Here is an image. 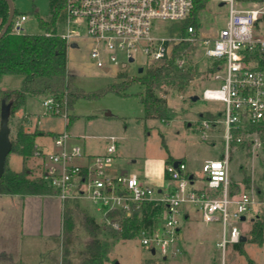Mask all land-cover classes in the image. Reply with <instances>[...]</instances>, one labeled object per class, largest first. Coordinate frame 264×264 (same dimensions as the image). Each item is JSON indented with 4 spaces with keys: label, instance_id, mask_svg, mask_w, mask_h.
Returning <instances> with one entry per match:
<instances>
[{
    "label": "built area",
    "instance_id": "built-area-1",
    "mask_svg": "<svg viewBox=\"0 0 264 264\" xmlns=\"http://www.w3.org/2000/svg\"><path fill=\"white\" fill-rule=\"evenodd\" d=\"M200 0H66V18L62 38L70 45L78 37L76 29L85 27L90 38L96 42L91 57L97 65L110 70L103 60L107 56L110 63L118 65L120 55L127 61L135 60L134 54L141 52L151 62H172L185 67L192 62L189 56L172 58L173 48L184 41L202 46L204 55L210 61H223L214 72L215 79L222 80L220 88L203 91L206 100H221L225 103L222 123L225 128L226 153L222 158L206 160L202 172L207 180V189H195V176L187 170L184 161L167 163L165 173L168 185L163 194L147 184L134 172L112 175L117 141L110 139L105 154L96 155L84 168L76 160L84 155L79 145H69L68 132L54 138L56 151L45 153L36 151V156L44 159L43 179L55 190L62 202L68 199L86 198L100 208L121 209L130 215L133 205L143 201L163 203L165 210L154 224L141 231V245L152 254L163 258L183 254L181 229L183 207L194 205L201 211L205 222L221 221V239L217 242L223 251L228 244L241 240L244 233L233 225L228 231V223L242 220L247 213H253L264 203L254 193L232 192L229 178L228 150L232 142H243L237 136L246 132L252 146H261L257 137L262 131H250V125L264 121V69L245 62L244 50L257 45L264 47V5L257 3L244 5L237 0H213L228 6V19L214 36L204 35L201 27L188 26L185 34L160 37L153 33L155 22H180L185 20ZM27 17L21 15L14 22L20 31V23ZM173 59V60H172ZM46 114L65 116L70 113L66 100L59 101L53 96L43 97ZM215 120L203 119L202 135L208 138ZM159 195V196H155ZM154 252V253H153Z\"/></svg>",
    "mask_w": 264,
    "mask_h": 264
},
{
    "label": "rangeland",
    "instance_id": "rangeland-1",
    "mask_svg": "<svg viewBox=\"0 0 264 264\" xmlns=\"http://www.w3.org/2000/svg\"><path fill=\"white\" fill-rule=\"evenodd\" d=\"M13 2L18 12L27 17L20 23V32L41 33L37 13L41 17L48 18L51 13V0H13ZM249 4L254 3L244 5ZM197 17L201 22L203 34L214 36L226 25L228 6L208 0L203 3ZM170 25V22L157 21L153 33L160 37H169ZM62 27L64 28L65 25L63 24ZM76 34L79 36L73 38L68 45L67 66L68 72L73 76V84L85 92L93 93L117 82L119 70L126 71L132 77H138L148 65L147 56L141 52L135 53V60L131 62L121 54L118 65L110 63L107 56H103L105 64L110 67V70L106 71L97 65L96 59L91 57L96 42L88 36L85 27L77 28ZM73 42H76L77 46L73 47ZM189 59L193 65L198 66L199 74L183 92L169 90L167 98L173 113L168 121L144 118V109L138 96V93L144 89L140 83H135L128 89L127 92L130 93L128 96L108 92L99 98H80L70 111L76 118L69 129L66 127L65 116L45 113L42 96L28 97L26 106L21 111L30 113L33 121L35 118H40L39 127L42 129L68 132L75 137L74 143L84 148L87 154H105L110 139L114 138L118 145L113 161L117 172L123 169L136 171L143 176L149 172L151 175H157L159 161L171 157L175 161H184L187 170L194 174V184H191L193 188L207 189V180L202 172L204 162L222 158L226 153L225 128L222 123L225 103L221 100L204 99L203 91L207 88H220L222 80L215 79L214 73L208 71L211 61L204 55L202 46L191 51ZM141 67H143L142 73L139 72ZM22 81L23 77L20 75H5L0 81V88L17 89L21 87ZM194 96L199 98L193 100ZM207 113L214 116L215 125L207 131L208 138L204 139L202 121L208 119ZM21 121L22 115L18 112L9 119L11 140L16 138ZM260 131L262 133L257 137L262 144L258 148L252 146L246 132H239L237 135L243 138V142L231 143L228 150L229 178L234 194L253 192L255 197L264 203V130ZM37 143L39 144V141ZM36 162V158H31L27 162L34 174L40 172L39 167L33 169ZM8 164L15 171H20L23 168V158L17 153H10ZM154 188L158 190L157 187ZM185 207L190 209L191 217L182 220L180 238L185 249L183 254L164 259L143 247L139 237L118 240L106 232L100 234V238L109 240L111 244L109 259L105 264H264V244L244 241L242 251L236 250L234 244H228L223 251L217 246L222 233L221 221L205 222L197 206L186 204ZM261 209L262 207L259 206L253 213H247L245 221L229 222L228 231L231 226L236 225L246 239L250 240V230L254 222L252 219ZM101 210L96 216L93 209L86 206V211L95 215L103 225L115 223V220L109 219L111 217H106L109 209ZM82 216H77L78 223L82 222ZM89 240L81 224L66 237L67 249L73 263L79 264L85 258V243ZM54 241L53 239L52 242ZM42 244L40 249H49L51 246V251H48L45 258L42 257V261L46 262L45 264H61L62 261L59 260L62 258V248L65 250L61 238L56 240L55 245L42 246Z\"/></svg>",
    "mask_w": 264,
    "mask_h": 264
},
{
    "label": "trees",
    "instance_id": "trees-1",
    "mask_svg": "<svg viewBox=\"0 0 264 264\" xmlns=\"http://www.w3.org/2000/svg\"><path fill=\"white\" fill-rule=\"evenodd\" d=\"M208 0H200L196 3L193 12L183 21L170 22V35L183 36L188 26L201 27L197 14L203 3ZM239 3L264 4V0H237ZM66 0H51V13L48 18L41 17L37 13L38 24L41 33H25L15 29L14 22L21 15L15 8L13 23L7 33L0 40V81L5 75H20L23 77L21 87L17 89L0 88V123L6 115L9 119L26 106L30 96H53L56 100H66L69 111L80 98H99L108 92H114L121 96H128V89L135 83L143 86V91L138 93L144 109L145 119H158L168 121L172 117L173 109L169 106L167 94L169 90L180 93L199 74L198 66L190 63L185 67H179L170 62H151L147 65L143 74L138 77L130 76L126 71L117 72L118 81L111 85L98 89L93 93L85 92L73 84V76L68 72V44L62 38L66 18ZM9 16V4L6 0H0V31ZM195 50V45L184 41L173 48L172 58L189 56ZM245 62H252L258 68L264 69V47L257 45L252 50H244ZM172 59V60H173ZM223 61H211L208 71L214 73ZM208 119L214 120L211 113H207ZM76 116L69 113L67 129L70 128ZM28 118H22L18 127L16 138L12 141L11 153H17L23 158V168L20 171L12 170L8 164L0 178V194L11 195H52L55 190L43 179V174H34L27 162L36 156V142L43 135H57L50 132L35 129L29 131L25 128ZM250 131L264 130V121L258 125H250ZM171 157L167 163L174 162ZM79 203L77 199H68L64 204V246L61 264H75L67 249L66 237L75 229L78 216ZM165 210L163 203L155 201H143L133 205L130 215L121 209H109L106 217L115 220V223L103 225L91 213L84 211L82 223L89 236L85 243V258L79 264H105L109 259L111 244L109 240L100 238V234L108 232L114 239H132L139 237L142 230L152 226L156 220L162 217ZM118 217V218H115ZM117 225V227L115 226ZM252 241L259 245L264 244V206L254 219L250 230ZM245 241V242H246ZM244 241L234 244L238 251H242ZM0 264H22L16 261L7 252H0Z\"/></svg>",
    "mask_w": 264,
    "mask_h": 264
},
{
    "label": "crops",
    "instance_id": "crops-1",
    "mask_svg": "<svg viewBox=\"0 0 264 264\" xmlns=\"http://www.w3.org/2000/svg\"><path fill=\"white\" fill-rule=\"evenodd\" d=\"M72 46H77V43L73 42ZM105 70L107 71L108 69ZM18 113L22 115V118H28L26 129L29 131H34L37 128L44 131L46 134L53 132L59 135L62 133L60 131L45 130L40 128V118H35L33 121L32 115L26 111L22 112L20 109ZM57 135H43L38 137L37 141H39V144L36 142L37 149L45 153L56 151L57 148L54 144V138ZM74 142L75 137L69 134V145H78ZM83 151L84 155L81 158H78L75 162L84 168H86L91 163L94 156L100 155L87 154L84 148ZM33 158L37 159V162L33 165V169L39 167L40 172L37 174H42L44 170V159L38 156ZM165 160L166 159H162L159 161L160 167L157 175H151L149 172L146 173V176H143L136 171H127L123 169L118 170L117 172V170L114 168V165L108 169V172L112 175L134 172L138 174L140 178L147 184L157 187L159 194H163L166 190V186L168 185V179L165 173ZM115 172L117 173L113 174ZM77 200L79 203L78 216L83 215L84 211H86V206L92 208L96 216L99 215L97 212L102 211V208L95 205L89 199L78 198ZM64 204L65 202H62L59 197L54 194L26 196L17 194H0V252H7L8 254L12 255L16 261L21 262L22 264H27L26 262H31L28 264H45L46 262L42 261V257L45 258L48 251H51V246L49 249H40L42 242V246H47L46 244L55 245L56 240L61 238L64 246ZM190 217V209L184 206L183 219L188 220ZM80 224L83 225L82 222L78 223L76 220L75 228L78 226L80 227ZM53 239L55 240L54 243L52 242ZM181 243L183 246L182 240ZM61 257L63 258V248ZM62 258L59 260L60 262L62 261Z\"/></svg>",
    "mask_w": 264,
    "mask_h": 264
},
{
    "label": "water",
    "instance_id": "water-1",
    "mask_svg": "<svg viewBox=\"0 0 264 264\" xmlns=\"http://www.w3.org/2000/svg\"><path fill=\"white\" fill-rule=\"evenodd\" d=\"M6 1L9 4V16H8L6 23L3 25L0 31V40L7 33L8 29L12 25L14 14H15V5H14L13 0H6ZM220 5H223V3H221ZM131 61H133V59H131ZM139 72L140 73L143 72V67L139 68ZM198 98H199L198 96H194L193 100H197ZM10 134H11V129L9 126V116L6 113V115L1 119V123H0V178L2 177L5 171L7 157L11 153V150H12V141H11ZM245 219L246 217L243 216L242 220H245ZM254 219L255 218H253L252 220ZM241 240L246 241V237L243 236Z\"/></svg>",
    "mask_w": 264,
    "mask_h": 264
}]
</instances>
